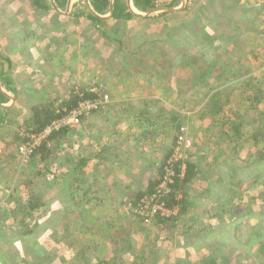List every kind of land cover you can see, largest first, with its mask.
<instances>
[{
  "label": "rangeland",
  "instance_id": "374dc122",
  "mask_svg": "<svg viewBox=\"0 0 264 264\" xmlns=\"http://www.w3.org/2000/svg\"><path fill=\"white\" fill-rule=\"evenodd\" d=\"M263 4L187 0L179 10L148 19L106 20L102 26L113 38H105L90 19L79 15L85 10L81 0H73L72 12L77 14L69 18L31 0H0V70L15 80L14 89L0 83L16 96L11 117L0 127V264H67L72 252L81 249L94 257L122 254L125 264H210L212 259L218 264H264V256H257L264 239V196L259 197L264 161L250 160L255 149L247 136L236 156L226 148L212 153L220 141L205 146L211 134L202 131L209 121L194 119L204 102L201 97L216 86H235L226 107H241L239 82L244 77L235 75L247 70L258 75L264 61V39L257 35L264 30ZM217 73L221 78L214 82ZM93 87L109 92L111 101L134 100V106L155 98L171 106L179 101V89L180 103L191 100L189 109H181L191 143L182 145L178 155L197 161L203 172L186 190L190 212L176 223H141L124 194L126 184L131 192L146 189L163 157L176 147L172 140L179 132L165 130L169 124L143 153L133 155V174L119 163L105 161L101 170H94L97 165L89 162L85 174L92 173L90 189H74L70 173L81 157L102 150L103 141H111L120 152L128 147L129 134L116 138L111 133L109 140L103 135L125 120L119 107L92 112L60 144L51 143L59 158L48 169L39 162L30 164L18 152L22 142H14V134L25 130L21 122L34 105H56L66 95L72 99ZM40 168L46 174L34 178ZM34 193L48 199L47 204L40 201L32 208ZM192 215L197 222L189 236Z\"/></svg>",
  "mask_w": 264,
  "mask_h": 264
},
{
  "label": "trees",
  "instance_id": "16d2710c",
  "mask_svg": "<svg viewBox=\"0 0 264 264\" xmlns=\"http://www.w3.org/2000/svg\"><path fill=\"white\" fill-rule=\"evenodd\" d=\"M31 1L34 5L45 10H52L56 13L57 16H60L59 13L53 8L50 0ZM67 1L68 0H55L56 4L61 10L66 9ZM132 1L134 2V6L143 12L150 11L159 7H175L180 3V0ZM90 2L91 6L99 13H102L104 10L108 11L109 9L110 0H90ZM114 6L115 9L113 18L123 17L125 19H131L137 17L131 12L125 0H115ZM261 8L262 10H264V4L261 6ZM83 9L85 10H81L79 15L82 14L81 16L90 19L92 24L94 25V27H96L97 31L102 37L113 38L109 31H107V29L102 26V24L106 23L105 19L96 17L89 9V6L85 5ZM257 35H260L259 37L264 39V30L257 32ZM211 40L213 39L211 38ZM262 47L264 48V44H262ZM261 66L262 67L259 69L258 75L252 74L249 70L244 73L235 75L244 77L239 82L240 94L238 95L241 97V107H226V105L230 101L229 94L234 90V88H236L232 84H225L224 87L223 85L221 87L216 86L215 88H212L210 92L204 94L201 97L204 102L202 103V107L194 113V119L200 120L207 118L209 121L207 128L202 131V133L204 134H211V136L208 138V144L204 143L205 146L209 147V142L211 141H220V145L218 147L210 150L212 153H222V150H225L226 148L230 150V153H232L233 156H236L237 154H239V151L242 150L244 146V138L245 136H247V140H251L253 142L255 149L250 155V160L252 161L257 158L261 161H264V61L261 63ZM1 73L2 71L0 70V81L3 83H7V90H13L14 87L12 86L11 82L15 83V80L11 79L10 77H3ZM218 73L221 74L220 71H218ZM218 73L216 75V79H213L214 82L218 81L221 78ZM184 91L185 90H183V92ZM66 96L62 97V99H59V103L57 100L56 105H53L52 103H40L38 105H34V107H32V114L30 113L25 115L24 120L21 122V126H26L24 130L25 132H15V136L13 139L14 142H26L30 140L33 141L35 136L41 135L47 127L53 125L54 122L57 123L58 121L62 120L73 110H75L78 106L77 104L79 100L96 98L97 94L90 90V92H80L79 95H74L72 99L67 98ZM176 96L177 98H179V101L173 103V105L171 106H168L164 102L162 103V99L156 98L151 101L146 100V103L143 102V100H140L137 105L134 106L132 105L134 103L132 101L134 100L128 102V104L124 101H119L120 98L117 99V101H111L112 97L110 95V102L106 104L105 107L102 106L101 108L94 109L92 112L96 113L107 111V109L109 110L111 108L116 109V107H119V110L123 111V113H126L125 120L119 121L118 127L115 128V131L117 133L116 138L129 134V136L127 137V144L128 147L132 149L129 150V148L126 147V149L120 152L118 149H115L114 146H111V141H103L104 147L102 150L94 151L93 154L83 156L79 159V161H76L78 162L75 165L76 169L70 173L71 181L73 182V188H91L92 184L89 178L92 173L85 174V168L89 164V162H92L93 165H97L94 170H101V165H104L103 162L105 161H110L115 166L119 163L120 165L124 166V169L128 171L129 174H133L132 170L136 165L133 155L136 153H143L146 147H149L152 143H154L155 136L161 134L164 131L165 127L163 128V126L169 124L165 130H172L175 133L177 131L179 132L180 128L182 127V121L185 111L182 112L181 109H189V101L191 100L180 103V101L183 100L181 98V89H179V93ZM193 97H200V95L196 94ZM9 102L10 97L8 93L6 91L0 90V104L9 105ZM227 108H230V111H228ZM13 111L14 105L9 107H0V127L6 124ZM253 113H255V117L253 116ZM85 117L88 116L82 114L80 123ZM163 122L167 124H164ZM79 124H66L64 126H61L60 128L53 129L47 136L43 137V139L34 146L33 152L28 158L30 160V164L35 165V163L39 162L41 164V167H47L46 169H48L52 164L55 165V159H58L59 157L55 154L56 147L51 146V143L58 142V144H60L59 142L66 138L70 129ZM120 125H123L126 128L127 132H124ZM133 125L136 128L132 127ZM108 133H112V128H109L108 131H105L103 135ZM178 136V134H175L173 136V146L176 144ZM124 142H126V139ZM136 148L140 151L135 152ZM175 149L176 147H172L163 157V159L161 160V164L157 169L155 177H152L148 181V186L146 189H138L131 192V185H125L124 188L126 193L124 194L128 198L129 203H127L129 204V207L135 210V207L140 204L144 198H149L157 192V188L165 176L164 166L166 165L168 159L174 154ZM224 158H226L225 155ZM119 160L121 161V163L119 162ZM173 165L175 170V175L173 176L174 181L170 185V190L161 197L163 206L168 209L170 213L163 214L162 211L158 210L153 215L149 214L146 216L140 215L135 211V213L137 214L136 216L141 223L148 220L147 222L152 221L153 224L164 227L170 223H176L177 220H179L184 214L190 212V196L186 190L194 182L197 174L203 171L200 169L197 161H191L188 160V158L176 159L174 160ZM69 167L73 168L72 165H69ZM44 174H46V171H42V169L40 168L35 173L34 178L40 177V175L43 176ZM232 175L236 174L232 173ZM52 176L56 178L55 171ZM38 182L40 183V179L38 180ZM239 182L240 181H234L233 185H238ZM63 185L64 183L62 184V186ZM36 194H38V192H36ZM36 194H32L29 200L30 206L32 208H37L38 206H40V201L43 202V204H47L48 199H45V201L41 194ZM239 196H242L241 193ZM263 196L264 189L259 193V197ZM190 219L192 221L189 227L186 229L189 231V236L190 233H192L191 228L195 227V223L197 222L196 216L192 215ZM113 223L114 222H112L111 225ZM62 227L65 231H68L67 226L63 224ZM134 228L135 226H132V230H134ZM159 236L160 235H157L158 238ZM106 237L108 238L110 237V235H106ZM86 246H88V244H86ZM261 249H263V251L262 253L257 255L258 257H261L262 255L264 256V239L263 244L260 247V251ZM73 252V255L70 257L67 264H125V261L122 258V254L118 253H114L109 257L105 255L94 257L93 253L91 255H88L86 251H84V249H81L80 251L75 250V252ZM138 257L141 258L140 256ZM138 257L135 258L137 259ZM210 264H218V262L216 261V259H212Z\"/></svg>",
  "mask_w": 264,
  "mask_h": 264
},
{
  "label": "built area",
  "instance_id": "2783aa9c",
  "mask_svg": "<svg viewBox=\"0 0 264 264\" xmlns=\"http://www.w3.org/2000/svg\"><path fill=\"white\" fill-rule=\"evenodd\" d=\"M91 91L97 94L96 98L79 100L77 108L73 110L69 115H67L57 123L54 122L50 127H47L41 135L35 136L33 141L30 140L20 143L18 150L22 157L28 159L31 156L30 154L33 152L34 146L38 144L39 141L43 139V137L47 136L53 129L60 128L61 126H64L66 124H79L82 114L89 116L92 114V111L94 109L101 108L102 106L105 107V105L110 102V95L109 93H107V91H101V89L98 87H93ZM189 143L191 142L190 139L185 136V127H182L177 140L175 152L172 157L168 159L166 165L164 166L165 176L162 182L159 184L157 192L149 198H144L142 202L135 207L136 213L147 216L149 214L153 215L158 210L162 211L163 214H166L169 211L163 206L161 197L170 190V185L174 181V160L183 159L180 155H178L180 147Z\"/></svg>",
  "mask_w": 264,
  "mask_h": 264
},
{
  "label": "water",
  "instance_id": "95a60500",
  "mask_svg": "<svg viewBox=\"0 0 264 264\" xmlns=\"http://www.w3.org/2000/svg\"><path fill=\"white\" fill-rule=\"evenodd\" d=\"M87 3H88V6H89V9L91 10V12L98 18H101V19H107V18H110L113 13H114V9H115V6H114V1L115 0H110L109 2V9H110V12L107 14V15H102L100 14L98 11L94 10V8L90 5L89 3V0H85ZM127 1V5L129 7V9L131 10V12L136 15L137 17H142V18H147L149 16H152L156 13H160V12H171V11H176V10H179L181 9L186 3H187V0H181V6L180 7H159V8H156V9H152L150 11H147V12H141V11H138L136 10V8L134 7V5L132 4V0H126ZM53 8L60 14H68L69 11H70V6H71V0H68V3H67V6H66V9L64 10H61L58 5L56 4L55 0H50ZM0 90L4 91L1 87V83H0ZM9 97H10V104L9 105H4V104H0V107H9V106H13L15 101H16V96L15 95H10L8 94Z\"/></svg>",
  "mask_w": 264,
  "mask_h": 264
},
{
  "label": "crops",
  "instance_id": "0c3cea01",
  "mask_svg": "<svg viewBox=\"0 0 264 264\" xmlns=\"http://www.w3.org/2000/svg\"><path fill=\"white\" fill-rule=\"evenodd\" d=\"M82 1V3L83 4H85L86 6H88V3L85 1V0H81ZM126 1V0H125ZM127 2V1H126ZM67 3H68V1H67ZM89 3H90V5H91V2H90V0H89ZM72 4H73V0H71V6H70V11H69V13L68 14H66V15H63V17L64 16H66V17H72V16H75L76 15V12H72ZM134 5V4H133ZM95 10V9H94ZM83 11V10H82ZM110 12V9H108V11L107 10H104L102 13H100V14H102V15H107L108 13ZM114 14V13H113ZM80 15H82V14H80ZM68 17V18H69ZM83 17V16H82ZM113 18V15L110 17V18H107V19H105V20H110V19H112ZM123 126V125H122ZM118 127V125H116L115 127H112V133L114 134V136L116 137L117 136V133H116V131H115V128H117ZM123 129V128H122ZM123 131H124V129H123ZM122 133H124V132H122ZM111 135V133L109 134H105L104 135V137H105V140H109V136ZM114 137V138H115ZM104 143V142H103Z\"/></svg>",
  "mask_w": 264,
  "mask_h": 264
},
{
  "label": "clouds",
  "instance_id": "9594fccd",
  "mask_svg": "<svg viewBox=\"0 0 264 264\" xmlns=\"http://www.w3.org/2000/svg\"><path fill=\"white\" fill-rule=\"evenodd\" d=\"M182 127H183V126H182ZM182 127L180 128L178 135L180 134ZM178 137H179V136H178ZM190 142H191V141H190ZM183 159H184V158H183Z\"/></svg>",
  "mask_w": 264,
  "mask_h": 264
}]
</instances>
